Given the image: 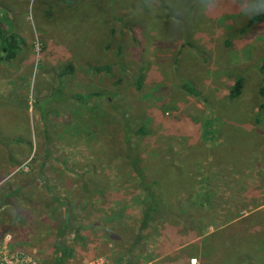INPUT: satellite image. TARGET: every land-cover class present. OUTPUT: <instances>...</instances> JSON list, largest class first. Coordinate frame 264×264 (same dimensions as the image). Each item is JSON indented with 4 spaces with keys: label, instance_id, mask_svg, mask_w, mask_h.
I'll use <instances>...</instances> for the list:
<instances>
[{
    "label": "rangeland",
    "instance_id": "1",
    "mask_svg": "<svg viewBox=\"0 0 264 264\" xmlns=\"http://www.w3.org/2000/svg\"><path fill=\"white\" fill-rule=\"evenodd\" d=\"M0 25L20 47L0 60L2 245L41 264H120L140 209L123 156L126 117L149 131L146 176L169 181L166 223L184 227L167 236L149 228L136 261L264 264V0H0ZM66 64L73 72L63 76ZM236 77L242 88L229 98ZM96 186L117 189L109 248L79 219L93 203L81 189ZM195 229L222 230L205 244ZM248 233L262 243L229 249ZM220 237L232 239L210 254Z\"/></svg>",
    "mask_w": 264,
    "mask_h": 264
},
{
    "label": "trees",
    "instance_id": "2",
    "mask_svg": "<svg viewBox=\"0 0 264 264\" xmlns=\"http://www.w3.org/2000/svg\"><path fill=\"white\" fill-rule=\"evenodd\" d=\"M256 19V17H251L250 22ZM2 28H5L2 26ZM20 47L15 39V37L12 34L6 33L1 30V25H0V60L2 62H7L11 59H13L16 55V53L19 51ZM117 56H116V61H118V66L119 70L123 71L124 70V63L122 59H119L121 57L122 51L119 49L117 50ZM95 71H105L109 73L111 71V66H96ZM73 72V66L72 64H66L64 66V69L62 70L63 76L66 74H71ZM62 73H59L60 75ZM142 81V75L141 73H138L134 79V84L136 88H139L140 83ZM62 83V82H61ZM59 84V86L61 85ZM57 85V84H56ZM58 86V87H59ZM182 87L184 90L193 96L198 95V91L191 86L188 83H183ZM242 88V78L241 77H236L230 86L227 96L229 98H235L237 95H239L240 91ZM258 94L261 97H264V85H261L258 88ZM80 95H78V99L80 100ZM68 97V96H67ZM66 97V98H67ZM67 99L63 98L61 103L65 102ZM263 106V104H261ZM0 107L1 104H0ZM42 117V116H41ZM149 131H147L143 125H140L134 129H131L130 125L128 124V121L126 117L123 119V125H122V139H123V156L126 161V166L130 170V172L133 174L134 179L136 180L137 187L139 189V196H137V204L139 205V216L137 219V232H135L134 237L132 238L131 244L127 245L125 247V255L123 254V263L124 264H139L138 261L135 259V247L138 243H142V240L147 237L151 233H156L157 234V229L160 228L159 235L161 236H167L169 231L174 232V228H177L179 232L184 227H180V225H176L177 222H167V220H170L171 216H174L173 212V202L170 199V194L169 192H166L165 190V185L169 183V181L162 179L161 176H156L155 178H148L146 175V171L144 169V166L142 164V157H141V140L144 135L148 134ZM92 187H89L88 189H81L85 191H89ZM191 200L193 201V196H191ZM199 199H195L193 202H197ZM192 208H189L191 210ZM194 213V212H193ZM179 216V214H176V217ZM198 214H193V217L197 218L196 220H202V216L198 217ZM187 218L189 217L188 215L186 216ZM195 220V221H196ZM171 221V220H170ZM197 227L196 229H201V226L198 223H195ZM149 228H154V230L149 232ZM194 229V228H193ZM195 229V234H198L196 237H199V241H204L205 244H209L215 240L219 234L221 233L222 229H217L216 231L214 230L213 232L207 233L203 236H201V233H198ZM193 231V230H192ZM177 233V230H176ZM257 234V233H255ZM194 237V236H193ZM192 237V238H193ZM216 237V238H215ZM252 237H258V236H252L250 233H248L246 236H240L239 241H238V246L236 245H229V249L232 248V250H236L237 253L240 252H247V251H241L240 246L242 245H247L249 243V247L251 249H255V247L259 246L262 242L259 244L255 242L254 244L251 243ZM191 236L189 239H192ZM221 239L217 241L215 244H213L212 247L213 250H210L212 255H215L217 253V245L218 244H223L226 240L229 239ZM188 239V240H189ZM242 240L243 243H242ZM181 244H179L177 247H179ZM263 249V248H262ZM165 251L161 252L164 253ZM137 253V252H136ZM254 253H258L254 252ZM247 256V255H246ZM256 257L255 255H253ZM170 257V256H169ZM256 259V258H255ZM248 258L244 257L242 260L243 264H249L248 263ZM257 260V259H256ZM255 260V262H256ZM182 260L179 258V261L177 263H174V261L171 264H189L186 262H181ZM159 261H153L151 264H156ZM224 262V264L227 263L226 259L221 260V263Z\"/></svg>",
    "mask_w": 264,
    "mask_h": 264
},
{
    "label": "crops",
    "instance_id": "3",
    "mask_svg": "<svg viewBox=\"0 0 264 264\" xmlns=\"http://www.w3.org/2000/svg\"><path fill=\"white\" fill-rule=\"evenodd\" d=\"M79 191V190H78ZM83 194L93 200V203H82V208L90 207L92 210L86 209V214H81L79 219L82 226L85 227L88 224L95 229V236L93 237L95 243L98 245H104L107 248L110 247L111 243H116L114 239H111V235L108 237V233L111 234L110 224L113 221L112 215L115 217V211L117 210L118 198L116 196L117 189L115 187H100L96 186L91 188L89 191L82 190ZM80 192V191H79ZM138 219V218H137ZM107 229L110 230L107 233ZM87 237V236H84ZM89 238V236H88ZM90 240V238H89ZM88 240V241H89ZM131 244V243H129ZM123 258L119 259V263L122 264ZM124 264V263H123Z\"/></svg>",
    "mask_w": 264,
    "mask_h": 264
},
{
    "label": "built area",
    "instance_id": "4",
    "mask_svg": "<svg viewBox=\"0 0 264 264\" xmlns=\"http://www.w3.org/2000/svg\"><path fill=\"white\" fill-rule=\"evenodd\" d=\"M2 240L8 241L9 235L4 234ZM193 261V260H192ZM0 264H41L34 255L22 250H13L0 242Z\"/></svg>",
    "mask_w": 264,
    "mask_h": 264
}]
</instances>
